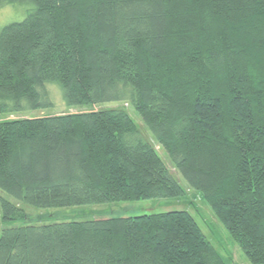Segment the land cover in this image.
Instances as JSON below:
<instances>
[{
    "label": "trees",
    "instance_id": "16d2710c",
    "mask_svg": "<svg viewBox=\"0 0 264 264\" xmlns=\"http://www.w3.org/2000/svg\"><path fill=\"white\" fill-rule=\"evenodd\" d=\"M0 116L127 102L251 264H264V0H0ZM0 264H227L186 211L15 224L179 199L124 109L0 122Z\"/></svg>",
    "mask_w": 264,
    "mask_h": 264
},
{
    "label": "rangeland",
    "instance_id": "374dc122",
    "mask_svg": "<svg viewBox=\"0 0 264 264\" xmlns=\"http://www.w3.org/2000/svg\"><path fill=\"white\" fill-rule=\"evenodd\" d=\"M28 9L29 7L20 4H14L0 9V31L9 24L22 21L26 17ZM50 92L53 103L55 104L53 108L26 114L1 115L0 122L51 117L66 113L92 112L103 109H124L129 113L135 122L141 135L152 143L163 162L179 180L184 189V194L181 198L172 200L122 202L68 209L39 210L23 206L21 216L16 217L15 224L49 223L63 220L84 221L93 219H109L113 217H136L149 213H164L169 211H186L193 217L199 228L206 236L207 240L223 257L227 264H251L242 250L234 243L230 234L216 217L214 211L204 200L201 193L188 186L178 172L174 163L155 140L150 130L145 126L140 116L130 104L127 102H118L69 108L66 106L62 91L58 87L50 86ZM0 197L8 198L1 192ZM5 226L6 224L2 220L0 211V232Z\"/></svg>",
    "mask_w": 264,
    "mask_h": 264
}]
</instances>
